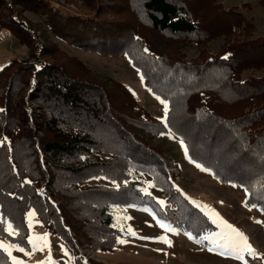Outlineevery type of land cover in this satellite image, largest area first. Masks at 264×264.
<instances>
[{
  "label": "trees",
  "instance_id": "obj_1",
  "mask_svg": "<svg viewBox=\"0 0 264 264\" xmlns=\"http://www.w3.org/2000/svg\"><path fill=\"white\" fill-rule=\"evenodd\" d=\"M8 2L0 1V30L28 54L0 67L1 238L29 250L26 213L33 209L70 247L74 264H93L80 250L117 245L115 206H148L194 238L215 229L176 186L179 164L152 144L167 133L183 141L190 161L242 187L244 204L264 213V36L255 34L242 6L118 0V12L130 14L118 22L103 17L97 4L91 12L62 14L43 0L29 1L43 9L54 37L103 56H126L148 90L167 102L161 120L122 81L97 76L75 56L60 60L56 45L35 36L14 7L19 2ZM216 37L222 43L205 52ZM186 44L200 48L198 57L185 58L179 47ZM131 171L150 176L160 197L145 194ZM95 177L114 185L88 182ZM248 262L264 264L252 256ZM0 264H12L2 248Z\"/></svg>",
  "mask_w": 264,
  "mask_h": 264
},
{
  "label": "rangeland",
  "instance_id": "obj_2",
  "mask_svg": "<svg viewBox=\"0 0 264 264\" xmlns=\"http://www.w3.org/2000/svg\"><path fill=\"white\" fill-rule=\"evenodd\" d=\"M0 1L8 2V0ZM9 1L12 4L19 2L14 7L18 8L22 15L30 21L35 30V36L39 37L40 40L45 39L46 42H53L56 45L57 51L60 52H57L58 55L56 56L60 60H67L68 55L75 56L83 61L90 71L97 76H107L122 81L132 91L139 103L146 107L151 114L159 119L165 117L164 106L156 99L157 95L149 91L144 85L140 72L130 64L126 56H103L62 41L54 37L50 31L43 9H35L32 5L30 6V0H27L28 4H24L21 0ZM43 1L52 11L62 14L66 11L91 12L97 4V11L103 17L106 16L118 22L122 18H129L130 20L129 13L124 11L120 14L118 12V0ZM218 1L225 7L242 6V10L251 17L255 24V34L264 36V0ZM153 38L156 39V37ZM222 41V37L210 40L206 44L205 52H214ZM199 49L192 44L179 47L180 52L187 59L198 57ZM27 54L28 49L23 44L19 43L6 29L0 30V67L11 58L23 59L26 58ZM49 60L51 59L49 58ZM151 142L153 145H159L166 154L172 156L179 164L181 172L176 178L175 184L182 193L192 203L195 202L194 204L203 210L209 218L211 212H214L220 219L243 233L247 237L248 243L258 254L256 257L264 263V213L253 206L244 204V189L235 184L221 183L201 165L197 167L199 164L189 160L185 147L181 146L180 139L174 134L167 133L154 136L151 138ZM130 173L133 179L140 181L141 190L146 188L148 193L160 197L161 192L153 185L150 176L137 171ZM88 182L114 185L104 177L91 178ZM149 184L152 187H148ZM29 212L34 213L31 220L27 215ZM112 212L114 224L122 232L118 240H124L125 243L118 242L111 250H90L83 247L80 250L83 258L92 260L93 264H249V255L246 253L243 261L237 260L231 255L223 254L224 249L218 248L212 243L216 233L221 231L218 224H215V229L199 238H194L190 234L180 232L172 227L168 221L159 219L148 206H115ZM26 217L28 225L29 223L32 225L29 227L28 237H44L47 234V246H43L45 241L41 240L37 250H33L31 244L30 249H25L24 252L13 248L11 249L12 257L21 261V264H74L70 247L60 237L45 229L33 209L27 211ZM210 220L212 221V219ZM161 224L165 227H161ZM8 225L7 222L6 230ZM129 229L135 235L130 234ZM12 231L14 233L13 228ZM190 236L191 238H189ZM203 237H208V239H203ZM0 243L16 245L1 237ZM40 246H43V250H39ZM209 248L214 250L209 251Z\"/></svg>",
  "mask_w": 264,
  "mask_h": 264
},
{
  "label": "snow or ice",
  "instance_id": "obj_3",
  "mask_svg": "<svg viewBox=\"0 0 264 264\" xmlns=\"http://www.w3.org/2000/svg\"><path fill=\"white\" fill-rule=\"evenodd\" d=\"M145 51H147V49H145ZM157 100L160 101V103L164 106V111H165V117L167 116L168 113V104L165 100H161L159 96L156 97ZM0 111H3L2 109H0ZM161 118V119H164ZM2 143V142H0ZM181 146L183 147V141H180ZM186 154H187V150L185 149ZM197 167H200V165H197ZM204 170V169H202ZM25 183H28V181H25ZM148 187H152L151 184L148 185ZM142 191L145 192V194H149L147 193V189H142ZM150 195V194H149ZM158 203L160 205H164V201H158ZM195 203V202H193ZM29 220H31V218L34 216L33 212H29L28 214ZM210 219H212V223L213 224H218V226L221 228V231L219 233H216L215 238L213 239L212 243L218 247V248H223L224 249V253L226 255H231L233 256L235 259L237 260H244V256L245 253L249 256H252L253 258H255L258 254L253 250V248L251 247V245L248 243V239L247 237L239 232L237 229H235L232 225L228 224L226 221L220 219L218 217V215L214 212H211L210 214ZM259 222V221H258ZM29 227H32L31 223H29ZM161 227H165V225L161 224ZM8 232L9 235H13V231H12V226L11 224L8 225ZM130 234L135 235L134 232H131V229H129ZM18 234V233H15ZM46 236L47 234L44 235V237H33V236H29L28 237V242L29 244L32 245V249L33 250H37L38 248V244L41 240H44L45 243L43 246H47L46 244ZM191 238V236L189 237ZM203 239H208V237H203ZM119 243L123 244L125 243L124 240H118ZM167 242V241H164ZM43 246L39 247V250H43ZM0 248H2L5 252L8 253V255L11 257V261L12 264H21V261L17 260L15 257L11 256V249L15 248L18 251L24 252L25 249L24 248H20L16 245L13 244H4V243H0ZM213 248H209V251H213ZM25 254H30V253H25Z\"/></svg>",
  "mask_w": 264,
  "mask_h": 264
}]
</instances>
